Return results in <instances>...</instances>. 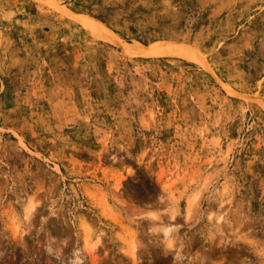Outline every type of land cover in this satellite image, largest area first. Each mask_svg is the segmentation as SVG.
Wrapping results in <instances>:
<instances>
[{"label":"rangeland","instance_id":"obj_1","mask_svg":"<svg viewBox=\"0 0 264 264\" xmlns=\"http://www.w3.org/2000/svg\"><path fill=\"white\" fill-rule=\"evenodd\" d=\"M0 264H264V0H0Z\"/></svg>","mask_w":264,"mask_h":264},{"label":"bare ground","instance_id":"obj_2","mask_svg":"<svg viewBox=\"0 0 264 264\" xmlns=\"http://www.w3.org/2000/svg\"><path fill=\"white\" fill-rule=\"evenodd\" d=\"M34 209V206L31 204V205H29L27 208H26V210H25V216L26 217H28L29 216V214L31 213V211ZM167 233V232H166ZM86 239H87V237H86ZM85 239V240H86ZM87 240H86V245H87ZM171 243V242H170ZM127 251L126 252H128L129 253V255H134V246H133V243H131V242H127ZM169 246H170V244H168Z\"/></svg>","mask_w":264,"mask_h":264}]
</instances>
